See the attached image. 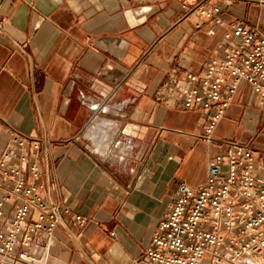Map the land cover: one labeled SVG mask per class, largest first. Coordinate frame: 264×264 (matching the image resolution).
Returning a JSON list of instances; mask_svg holds the SVG:
<instances>
[{"label": "crops", "instance_id": "obj_1", "mask_svg": "<svg viewBox=\"0 0 264 264\" xmlns=\"http://www.w3.org/2000/svg\"><path fill=\"white\" fill-rule=\"evenodd\" d=\"M185 2L0 0V156L12 129L39 139L41 193L71 209L41 239L42 264H131L176 187L206 181L222 141L250 145L264 174V105L245 82L210 142L208 112L155 97L169 73L221 57L235 23L264 37V0ZM212 5L220 25L200 15Z\"/></svg>", "mask_w": 264, "mask_h": 264}, {"label": "built area", "instance_id": "obj_2", "mask_svg": "<svg viewBox=\"0 0 264 264\" xmlns=\"http://www.w3.org/2000/svg\"><path fill=\"white\" fill-rule=\"evenodd\" d=\"M219 10L212 5L199 12L220 25ZM225 39L231 46L221 57L211 58L197 73H169L155 92L161 103L208 112L207 142L241 82L264 105V37L250 25L235 23ZM220 144L226 145L225 153L211 158L206 181L176 187L170 210L131 264H264V174L256 172L250 145ZM39 146V139L12 129L0 156V264H42L41 239L49 238L71 211L49 205L41 193ZM6 202L12 203L8 218ZM73 221L80 229L88 223L78 213Z\"/></svg>", "mask_w": 264, "mask_h": 264}]
</instances>
